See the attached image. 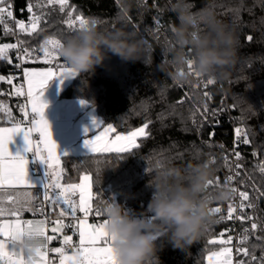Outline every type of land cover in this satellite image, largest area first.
Returning <instances> with one entry per match:
<instances>
[{"label": "trees", "instance_id": "trees-1", "mask_svg": "<svg viewBox=\"0 0 264 264\" xmlns=\"http://www.w3.org/2000/svg\"><path fill=\"white\" fill-rule=\"evenodd\" d=\"M188 2L193 5V12L210 6L216 18L228 25L237 38L232 65L218 70L217 76L212 78V85L206 83L209 77L197 78L189 73L187 65L178 67L172 62V50L178 47L172 33V28L179 23L171 8L175 0H69V7L64 12L59 10V5H47V0H14L18 19L28 22L32 13L27 11V6L33 4L43 5L33 8L42 20L38 32L32 36L19 34L17 37L15 31L7 34L0 25V44L20 45L7 52L11 64L0 61V75L14 77L13 84L17 86V82L23 80L24 68L65 63L61 58L53 61V65L45 64L40 47L48 39H57L64 44L77 34L64 23L69 11L73 12V18L82 15L89 22H95L100 31L122 29L134 32L135 38L142 41L140 59L126 61L108 53L104 62L95 66L92 72L72 77L59 98L85 101L81 117L99 120L102 127L112 124L120 133L148 123L149 136L140 138V147L133 152L62 156L61 183H80L81 177L89 174L93 183V209L104 211L112 202L121 205L129 214L143 215L154 196L149 182L157 167L168 162L186 167L190 163L211 161L212 178L219 177L223 185L231 171L235 149L241 153V159L235 160V164L242 165L236 168L242 188L256 205L252 217L261 225L247 247L251 251V246L257 245L255 255L259 258L264 255V239L256 238L264 237V196L255 189L264 192V173L259 168L264 164V0ZM154 17H159L161 22L158 29L153 26ZM6 19L5 14V23ZM204 27L201 24L199 30ZM148 28L152 30L145 31ZM249 35L253 37L251 42L247 40ZM23 48H28L33 55L27 60L22 59L21 67L17 57L23 55ZM184 51L188 52L187 46ZM17 64L20 67H16ZM178 72H188L189 75L187 79H177ZM14 92L12 85L0 82V93H3L0 95V126L24 120L21 112L24 96H17ZM205 92L211 99L204 95ZM2 96L5 99H1ZM234 102L238 105L235 109L232 108ZM205 105L209 109L207 113L204 112ZM237 127L249 133L250 144L237 141ZM213 131L215 135L210 144L203 143L209 141V133ZM196 153H199L198 158H193ZM225 156L230 166L226 165ZM217 206L221 207V213H212L211 221L198 240L185 249L173 247L168 242V232L161 228L158 233L162 235L156 233V255L148 264H207V254L221 246L211 245L208 240L218 238L229 227V220L220 219L226 217L221 201L210 204V208ZM51 215L54 214L51 212ZM152 223L160 222L155 220ZM50 243L52 247H59L62 238L59 236ZM240 258L247 259L242 254Z\"/></svg>", "mask_w": 264, "mask_h": 264}, {"label": "snow or ice", "instance_id": "snow-or-ice-1", "mask_svg": "<svg viewBox=\"0 0 264 264\" xmlns=\"http://www.w3.org/2000/svg\"><path fill=\"white\" fill-rule=\"evenodd\" d=\"M47 5H59V10L64 12L69 7V0H47ZM12 5L7 3V0H0V25H3L4 31L7 34L12 33V29L5 23V14L8 18H13V11L9 10ZM34 7H43V5L28 4L27 11L32 13L28 23L24 20H15V27L21 33L32 36L38 32L40 28L42 16L33 12ZM75 11V9H73ZM236 11V18L238 19V12ZM67 19L64 23L73 32L78 33L79 30L89 24V21L82 15H76L73 18V12L67 13ZM159 17L153 18V26L157 29L160 27ZM135 28V26H133ZM151 28L145 31H151ZM115 31V28H113ZM133 34H135L133 32ZM247 40L251 42L253 37L249 35ZM20 45L15 43L0 44V61H7L9 64L12 60L8 58L7 52L10 49H17ZM63 46L60 40L48 39L45 40L40 47L43 53V62L48 65H53V61H57L62 57L58 54V49ZM23 55L18 56L17 59L27 60L33 55V52L28 48H23ZM63 59V58H62ZM16 67H20L19 64ZM190 74H194L197 78L202 77L199 73L192 70L191 61L187 65ZM183 74V72H181ZM76 73L69 68L65 63H57L54 66L48 67L43 71L28 70L23 72V78L27 84L25 92L23 86L17 87L13 84L15 79L12 76L0 75V82H6L12 85L15 89L14 94L17 96H27V102L21 107V112L24 115V120L15 121L11 127H0V264H53V260L48 257L49 251L59 255L58 264H115L113 255L112 244L109 239V234L106 231L107 220L104 219L102 223H88L87 217L93 212V183L92 177L85 174L81 177L80 183L63 184L62 173L63 169L60 168L61 154L58 153V145L53 139L51 126L49 121L45 118V109L48 104L42 99L44 90L49 82L54 78H59L61 83L64 79L75 77ZM207 85H212L214 80L209 78ZM3 95V93H0ZM204 95L211 99L208 92ZM182 102V101H181ZM82 104L86 103L81 101ZM30 106L31 119L29 120L28 108ZM237 103L232 104V108H237ZM9 115H10V110ZM209 111L207 105L204 106V112ZM93 124L97 129L101 127L99 122L93 120ZM149 124L145 123L142 127L129 131L126 134L117 131V128L108 124L103 127L102 131L96 132L94 136L88 137L84 141L85 147L92 155L102 154H123L133 152L140 147L138 140L149 136L147 131ZM264 130V128H262ZM85 129V133H88ZM18 134L23 135V139L27 145L26 152L40 160L46 165L45 180L42 184L38 185L28 179V164L29 160L26 155L20 153H13L10 150V143L13 142L14 137ZM215 132L209 133V141H202L203 143L210 144ZM237 141L248 145L251 143L249 133L243 128L237 127L235 129ZM36 137V138H34ZM241 137L243 139L241 140ZM238 147V145H237ZM256 153H253L255 155ZM67 156V153L63 154ZM235 160L241 159V153L235 151ZM199 153H196L193 158H198ZM227 166L228 158L224 157ZM215 163V158H213ZM237 169L242 165L235 164ZM261 173H264V164L259 165ZM237 175L239 173L237 172ZM233 180L232 176L227 177L224 184L221 185L219 177L215 180L209 181V189L217 187H228L229 183ZM23 189V191H21ZM28 189H36L37 191H28ZM235 194L236 188H230ZM261 196L264 192L255 189ZM79 193V202L77 203L72 199ZM240 203L238 208L240 214L237 213V206L229 203L227 215L221 216L220 219H227L229 221L236 219L239 221H252L250 229L245 228L240 237L239 243L241 246L236 248V253L247 259H238L236 264H264V255L257 258L255 255V248L257 245H252V250L249 247L243 246L249 240V235H255L261 225L254 220L252 216L245 214L246 208L254 209L256 207L250 201V196L247 191H239ZM42 196V199H41ZM58 206L60 208L59 216L57 219L52 220V227L50 228L51 235L48 234V221L47 218L40 220H22L21 215L25 211L39 212L41 215L45 213V203ZM248 202V203H245ZM77 209L83 213L85 219H80L76 216ZM212 213L220 214L221 207H213L210 209ZM96 216H101V210H95ZM71 216L73 222L65 223L62 217ZM14 218V219H13ZM150 220L155 221L154 216L149 217ZM76 229L79 235V244L72 245V235L63 234L65 229ZM227 231V230H226ZM25 234L30 236L39 237L44 241L42 249L37 250L35 256L26 255L22 248L17 246V240L22 238ZM63 234L62 244L64 247H48L49 243L57 240ZM162 235V233H158ZM225 232H221L218 238L208 240L211 245L219 244L222 247L218 251H211L207 256L208 264H233V248L230 246L233 241L231 235L224 239ZM258 240L264 237L257 236ZM67 248H71V254L68 253Z\"/></svg>", "mask_w": 264, "mask_h": 264}, {"label": "clouds", "instance_id": "clouds-1", "mask_svg": "<svg viewBox=\"0 0 264 264\" xmlns=\"http://www.w3.org/2000/svg\"><path fill=\"white\" fill-rule=\"evenodd\" d=\"M188 0H175L171 6L179 21L172 28L178 45L173 51L172 62L178 67L188 65L201 76L215 78L220 69L230 67L236 56L237 38L234 31L220 22L214 10L208 6L196 12ZM203 24L204 30H199ZM142 41L132 33L117 29L100 31L95 22H89L58 49V54L76 76L90 73L101 65L108 53L126 61L141 58ZM187 46L188 52L184 51ZM189 73H177V79H187ZM211 161L190 163L186 167L168 162L157 167L149 184L154 196L148 204V212L159 221L150 223L143 216H131L116 203L104 208L105 226L112 244L115 264H148L156 255L157 235L161 228L168 232V242L175 248L185 249L195 243L205 226L211 221L212 201H229L234 193L228 187L209 191L213 178ZM17 246L26 255L35 256L44 241L25 234L17 240Z\"/></svg>", "mask_w": 264, "mask_h": 264}, {"label": "crops", "instance_id": "crops-1", "mask_svg": "<svg viewBox=\"0 0 264 264\" xmlns=\"http://www.w3.org/2000/svg\"><path fill=\"white\" fill-rule=\"evenodd\" d=\"M48 67H43V68H24L22 70V77H23V72L25 69L28 70H36V71H43L46 70ZM72 77L68 79H64L63 83H61L59 78H54L52 81L49 82L48 86L44 90V94L42 99L48 104V107L45 109V112H48L47 115H45V118L49 121V124L51 126V129L58 128L63 137V142L67 144V146H76L79 148H83L84 141L86 138L94 136L96 132L102 131L103 127L102 124L99 120H96L99 122L101 127L97 129L95 125L93 124V119H91L89 116L88 117H81L80 114L84 110L83 104L81 103L80 100L77 99H60L59 95L62 92V90L65 88V86L71 81ZM24 80V78H23ZM25 82V81H24ZM25 92L27 90V84L25 83ZM52 113L51 117L49 115ZM80 116V117H79ZM79 123V129H80V134L74 135L73 129H75V124ZM0 127H11L10 126H0ZM60 127V128H59ZM75 127V128H74ZM106 127V126H105ZM90 128L88 133H85V129ZM65 131V132H64ZM67 132L71 133V136ZM66 134V135H64ZM126 134V133H125ZM55 140V138H53ZM139 141V140H138ZM139 143V142H138ZM26 143L23 139L22 134H18L17 136L14 137V140L12 143H10V150L15 154V153H20L22 155H26L29 164H28V179L31 182H34L38 185L42 184L45 180V169L46 165L43 164V175H38L35 173L33 170V164H34V158L32 157V154L27 153L26 150ZM86 147L83 149L85 150ZM85 154V153H84ZM90 154V153H88ZM67 155H72V154H67ZM81 155V154H78ZM61 156H64L61 154ZM61 168V164H60ZM23 190V189H21ZM31 190H36V189H31ZM73 200H75L77 203L79 202V193L75 196L72 197ZM49 212L54 214L53 216L58 217L60 208L58 206L50 205L49 204ZM81 212L77 209L76 216L79 215ZM65 218H72L71 216H66ZM14 219V218H13ZM22 220H40L41 218H29V217H22ZM98 222L99 223H102ZM48 226V225H47ZM50 230V229H49ZM65 233V232H64ZM48 234L50 235L49 231ZM69 234V233H65ZM79 241V235L76 230V232L73 234V239H72V245L76 246L78 245ZM50 244V243H49ZM49 246V245H48ZM59 247H64L63 244H60ZM53 264H58V261H53Z\"/></svg>", "mask_w": 264, "mask_h": 264}, {"label": "built area", "instance_id": "built-area-1", "mask_svg": "<svg viewBox=\"0 0 264 264\" xmlns=\"http://www.w3.org/2000/svg\"><path fill=\"white\" fill-rule=\"evenodd\" d=\"M7 3L12 5V7L9 9L11 11H13V18H8L7 17V21L6 23L8 24V26L12 29V31H15L16 32V36L18 37L19 34H24V33H21L18 28L15 27V20H17L18 18L16 17V13H15V4H14V0H7ZM20 20H24V19H20ZM25 21V20H24ZM25 23H28L27 21H25ZM18 56H22L21 54H19ZM20 61V65L22 67V59H19ZM217 76V75H215ZM23 86V88L25 89V82L23 80H20L19 82H17V87L19 86ZM1 99H5L4 96H2ZM24 99L26 100V96L24 97ZM28 119L30 120L31 119V115L29 114V117ZM36 138V137H34ZM233 153H235V149L233 151ZM33 157V156H32ZM34 158V157H33ZM33 170L35 171L36 174L38 175H43V171H42V168H41V165L39 164L38 160L34 158V164H33ZM237 169L235 167V155L233 154L232 157H231V171L230 173L228 174L227 177L229 176H232L233 177V180L229 183L228 185V188H236L237 189V193L234 194L233 198L229 201H221V204L222 206L224 207V210L226 211V215H227V209H228V205L229 203H232L234 206H237V213H235L234 215H237V214H240V210L238 208V205L240 203V197L238 195V192L239 191H244L243 188H242V185H241V180H240V177L239 175H237ZM227 179V178H226ZM23 191V190H21ZM28 191H37V190H31V189H28ZM41 199H42V196H41ZM251 201V199H250ZM252 202V201H251ZM245 203H248V202H245ZM253 203V202H252ZM93 209V208H92ZM127 214L128 213V210L125 211ZM102 215L101 216H96L95 215V209H93V212L91 214H89V216L86 218L87 221L91 222V223H94V222H101L103 221L104 219H106V216L104 215V211H101ZM253 213H254V209L252 208H246L245 209V214L248 215V216H253ZM131 216H139V215H132V214H129ZM152 214L150 212H148V210H146V212L143 214V215H140V216H143L144 218H146L150 223L153 222V220H150L149 217L151 216ZM22 217H29V218H41V219H45L47 218V221H48V228L50 229L52 227V224H51V221L52 220H55L57 219V217L55 216H52L49 212V204L46 202L45 203V213L44 215H41L39 212H31V211H25L22 213L21 215ZM78 218L80 219H85L83 213H80L78 215ZM62 219H64L65 223L68 224L70 222H73V220H70L69 218H65V217H62ZM245 228H248L250 229V223L248 220H245V221H239V220H236V219H233L231 221H229V227H228V230L227 232L225 233V236L223 237L224 239H227V236L231 235L233 237V241H232V244L230 245L232 248H233V264H236V261L238 259H241L240 258V255H238L236 253V248L241 246L240 243H239V240H240V237L241 235L243 234V230ZM65 233H71V234H74L76 232V229H68L66 228ZM252 236L253 235H249V240L247 241V243L243 246H247L248 242L252 239ZM49 249L50 248H53L51 246V243L49 244ZM67 251L69 254H71V248H67ZM48 257L50 260H53V261H59V255L58 254H55V253H52L51 251H49L48 253Z\"/></svg>", "mask_w": 264, "mask_h": 264}, {"label": "rangeland", "instance_id": "rangeland-1", "mask_svg": "<svg viewBox=\"0 0 264 264\" xmlns=\"http://www.w3.org/2000/svg\"><path fill=\"white\" fill-rule=\"evenodd\" d=\"M26 87V86H25ZM26 96V95H25ZM24 96V97H25ZM25 100V99H24ZM27 102V96H26V100H25V103ZM28 112H29V114L31 115V110H30V106H29V108H28ZM47 113L48 112H45V115H47ZM51 115H52V113L49 115V117H51ZM79 123H77V124H75V129H73V132H74V135L75 134H77V135H79L80 133V129L78 128L79 127V125H78ZM60 128V127H59ZM88 130H90V128H88ZM51 131H52V134H53V138H55V142L57 143V145H58V153L59 154H64V153H67V154H72V155H78V154H88L89 152H88V149L86 148L85 150H83L85 147H83V148H79V147H76V146H73V147H71V146H67V144H65L64 142H63V137H62V133H61V131L58 129V128H54V129H51ZM65 132V131H64ZM68 134H69V136H71V133L70 132H67ZM64 135H66V134H64ZM83 146H85V145H83ZM38 162H39V164L41 165V167L43 168V163L40 161V160H38ZM92 206H93V204H92ZM88 223H91V222H89V221H87ZM67 235H72V237H73V234H67ZM78 244H79V241H78ZM220 247H222V246H220ZM220 247L217 249V250H214V251H218L219 249H220ZM209 254V253H208ZM208 254H207V256H208ZM207 256H206V262H207ZM207 264H208V262H207Z\"/></svg>", "mask_w": 264, "mask_h": 264}, {"label": "water", "instance_id": "water-1", "mask_svg": "<svg viewBox=\"0 0 264 264\" xmlns=\"http://www.w3.org/2000/svg\"><path fill=\"white\" fill-rule=\"evenodd\" d=\"M49 233H50V235L52 234L51 232H50V230H49ZM63 234H65V233H63ZM63 234H61L60 235V237L63 239Z\"/></svg>", "mask_w": 264, "mask_h": 264}]
</instances>
